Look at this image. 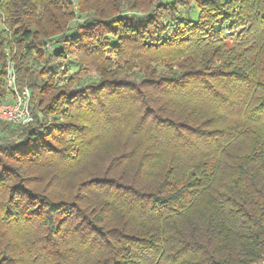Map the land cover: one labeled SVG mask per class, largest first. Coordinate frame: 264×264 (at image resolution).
<instances>
[{"label":"trees","instance_id":"obj_1","mask_svg":"<svg viewBox=\"0 0 264 264\" xmlns=\"http://www.w3.org/2000/svg\"><path fill=\"white\" fill-rule=\"evenodd\" d=\"M9 68L0 264H264V0H0Z\"/></svg>","mask_w":264,"mask_h":264},{"label":"bare ground","instance_id":"obj_2","mask_svg":"<svg viewBox=\"0 0 264 264\" xmlns=\"http://www.w3.org/2000/svg\"><path fill=\"white\" fill-rule=\"evenodd\" d=\"M9 78V89L13 91V100L11 103H7V106H16V108H5V115H17V112H24L26 105V116H20V119L17 122H14V125H27L31 122V117L29 114V91L27 87H22L16 89L14 74L11 70L8 71ZM0 120L9 122L7 119L0 117Z\"/></svg>","mask_w":264,"mask_h":264},{"label":"rangeland","instance_id":"obj_3","mask_svg":"<svg viewBox=\"0 0 264 264\" xmlns=\"http://www.w3.org/2000/svg\"><path fill=\"white\" fill-rule=\"evenodd\" d=\"M232 33V32H231ZM230 33V34H231ZM228 45H230L231 43H227ZM11 70V69H10ZM12 71V70H11ZM92 74V73H91ZM93 76H96V74L94 73L93 74ZM24 87V86H23ZM22 88V87H21ZM85 162H86V164L85 165H87V166H83V167H80V169H78V173L77 174H81V175H87V173L88 172H90V171H92V170H95L98 166H96V165H93L94 163H93V158L92 157H90L89 159H87V160H85ZM95 168V169H94ZM95 172V171H94ZM54 174V173H53ZM76 174V175H77ZM69 180H63V181H60L59 182V185H60V187H56L57 189V193L58 192H61V191H64V190H66V189H68V184H69ZM58 185V186H59Z\"/></svg>","mask_w":264,"mask_h":264},{"label":"built area","instance_id":"obj_4","mask_svg":"<svg viewBox=\"0 0 264 264\" xmlns=\"http://www.w3.org/2000/svg\"><path fill=\"white\" fill-rule=\"evenodd\" d=\"M10 68L8 69V71ZM9 78H8V72H7V80H6V86L9 88ZM5 108H16V106H7V103H0V117L3 119L9 120V123L13 124L14 122H17L20 119V116H26V105L24 112H17V115H5ZM264 263V261H263Z\"/></svg>","mask_w":264,"mask_h":264}]
</instances>
